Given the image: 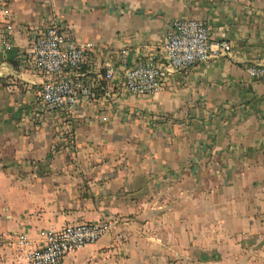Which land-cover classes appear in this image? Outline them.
<instances>
[{"label": "crops", "instance_id": "1", "mask_svg": "<svg viewBox=\"0 0 264 264\" xmlns=\"http://www.w3.org/2000/svg\"><path fill=\"white\" fill-rule=\"evenodd\" d=\"M4 10H8L5 15ZM51 18L100 48L99 80L159 59L170 22L192 18L228 55L171 74L150 95L118 77L73 112L43 110L31 41ZM0 264H27L18 233L108 221L60 264H264V0H0Z\"/></svg>", "mask_w": 264, "mask_h": 264}, {"label": "built area", "instance_id": "2", "mask_svg": "<svg viewBox=\"0 0 264 264\" xmlns=\"http://www.w3.org/2000/svg\"><path fill=\"white\" fill-rule=\"evenodd\" d=\"M8 10H4L6 15ZM12 26L8 23L0 31V44L10 49ZM226 40L212 42L208 27L192 18L173 19L166 31L163 52L159 59L140 58L126 62L125 51L120 53V67L106 65L99 80H92L80 72L88 54H94L99 44L94 40H76L58 18L36 33L31 41V57L35 70L45 77L39 92L43 110L73 112L82 102L95 99L94 91L100 81L110 82L118 77L123 88L136 96L154 94L162 90L167 78L174 73L203 62L226 56L231 51ZM250 78L264 84V56L246 68ZM110 229L108 221L77 223L60 229L38 230L35 236L18 233L13 242L22 252L27 264H60L71 252L94 244Z\"/></svg>", "mask_w": 264, "mask_h": 264}]
</instances>
